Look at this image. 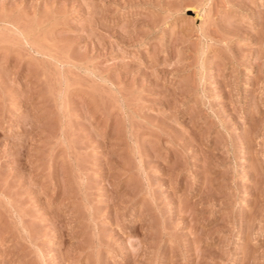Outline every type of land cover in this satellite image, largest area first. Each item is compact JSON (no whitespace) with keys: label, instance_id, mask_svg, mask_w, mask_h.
<instances>
[{"label":"rangeland","instance_id":"374dc122","mask_svg":"<svg viewBox=\"0 0 264 264\" xmlns=\"http://www.w3.org/2000/svg\"><path fill=\"white\" fill-rule=\"evenodd\" d=\"M0 264H264V0H0Z\"/></svg>","mask_w":264,"mask_h":264}]
</instances>
